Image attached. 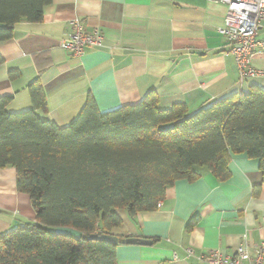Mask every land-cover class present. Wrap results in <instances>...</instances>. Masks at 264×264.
Here are the masks:
<instances>
[{"label": "crops", "instance_id": "crops-1", "mask_svg": "<svg viewBox=\"0 0 264 264\" xmlns=\"http://www.w3.org/2000/svg\"><path fill=\"white\" fill-rule=\"evenodd\" d=\"M224 15L225 6L208 0H52L39 23L15 25L12 38L0 43V98H11L8 112L29 110L26 88L38 80L46 101V113L38 111L39 116L64 128L87 96L106 113L138 104L153 90L160 108L183 104L192 114L252 87L264 89V49L251 61L263 74L240 81L230 47L217 32ZM74 19L103 37L101 47L80 58L59 46ZM257 40L264 41V21ZM10 71L18 73L16 80L9 79ZM258 166L245 155L232 156L225 182L196 168L199 178L175 182L154 211L133 217L116 211L121 225L110 234L118 237L117 264H210V252L230 256L240 245L254 258L256 247L264 246V185ZM16 178L14 168L0 169V234L35 220L29 197L16 189ZM192 217L199 221L187 231ZM55 232L78 236L70 229ZM127 238L150 244H123Z\"/></svg>", "mask_w": 264, "mask_h": 264}, {"label": "trees", "instance_id": "trees-1", "mask_svg": "<svg viewBox=\"0 0 264 264\" xmlns=\"http://www.w3.org/2000/svg\"><path fill=\"white\" fill-rule=\"evenodd\" d=\"M51 1L0 0V43L12 38L15 25L39 23ZM8 76L16 80L18 73ZM26 89L29 110L8 112L11 98H0V169H15L16 189L29 197L35 220L0 234V264H117L116 246L88 236L112 235L121 225L118 210L130 217L154 211L175 182L199 178L196 168L225 182L232 156L257 160L264 185V89L192 114L183 104L160 108L153 90L138 104L106 113L87 96L64 128L39 116L46 101L38 80ZM198 221L190 218L186 230Z\"/></svg>", "mask_w": 264, "mask_h": 264}, {"label": "built area", "instance_id": "built-area-1", "mask_svg": "<svg viewBox=\"0 0 264 264\" xmlns=\"http://www.w3.org/2000/svg\"><path fill=\"white\" fill-rule=\"evenodd\" d=\"M225 6L223 25L217 32L230 47L239 72L240 81L263 74L251 67L252 58L264 49V41L257 40L258 30L264 21V0H208ZM70 33L60 42V50L75 58L87 51L101 47L103 37L99 31H87L82 22H69ZM257 255L252 258L243 245L230 256H222L218 251L208 254L210 264H264V246L256 247ZM191 254L190 251H188Z\"/></svg>", "mask_w": 264, "mask_h": 264}, {"label": "water", "instance_id": "water-1", "mask_svg": "<svg viewBox=\"0 0 264 264\" xmlns=\"http://www.w3.org/2000/svg\"><path fill=\"white\" fill-rule=\"evenodd\" d=\"M4 25H0V28H4ZM89 240H96V241H101L105 242L108 244H111L113 246H116L118 244V237L115 235H107V234H93L88 236ZM123 244L126 245H149L150 242L148 240H140V239H135V238H127L123 240Z\"/></svg>", "mask_w": 264, "mask_h": 264}]
</instances>
